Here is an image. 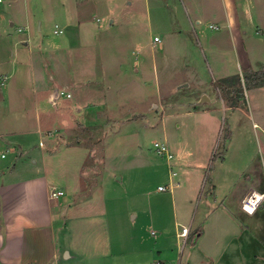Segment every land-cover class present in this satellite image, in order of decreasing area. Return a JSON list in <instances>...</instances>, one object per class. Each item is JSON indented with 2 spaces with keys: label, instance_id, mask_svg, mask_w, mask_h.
<instances>
[{
  "label": "rangeland",
  "instance_id": "rangeland-1",
  "mask_svg": "<svg viewBox=\"0 0 264 264\" xmlns=\"http://www.w3.org/2000/svg\"><path fill=\"white\" fill-rule=\"evenodd\" d=\"M242 3L237 19L229 0H1L0 127L13 131L19 111L35 131L38 117L46 134L30 149L57 153L54 236L72 254L59 264H212L225 252L250 264L235 257L244 223L257 228L251 264H264V202L251 219L237 208L247 188L264 193V88L249 86L264 71V0ZM40 87L71 96L37 112Z\"/></svg>",
  "mask_w": 264,
  "mask_h": 264
},
{
  "label": "crops",
  "instance_id": "crops-1",
  "mask_svg": "<svg viewBox=\"0 0 264 264\" xmlns=\"http://www.w3.org/2000/svg\"><path fill=\"white\" fill-rule=\"evenodd\" d=\"M229 2L233 14L238 19L239 15H241L239 8L243 4L242 0H229ZM237 5L238 8L236 9ZM76 8L73 7V9ZM260 12L263 16L262 9L258 7V17L261 15ZM11 26H14V24L11 23ZM209 44L213 51L217 50L218 53H222L220 48L216 49L220 45L218 40H212ZM23 45L26 50L30 51L29 42L24 41ZM243 49L247 50L245 47ZM18 51L17 45H15L14 52L17 53ZM244 54L246 58H249V51H244ZM73 89L76 90L77 88ZM81 89L85 90L86 87H82ZM53 90L54 87H49L48 89L40 87L39 96L34 99L37 112L51 105L56 106L59 100L62 99L59 98V93L61 94V92L71 96V93L65 87L59 93L57 90ZM45 93L46 96L43 95ZM45 100L47 105L42 104ZM24 113L25 111H23ZM21 115L22 112L17 111L16 114L11 116L15 118L13 131L9 129L6 131L5 128L0 127V131L4 130L3 132L8 133L0 139L5 140L6 149L14 156L7 165L4 163L1 164L0 162V264H59L60 256L64 254V258L68 259L72 257V254L69 252L64 253L65 250L61 252V249L58 248L55 242L54 236L55 228L58 224H61V220L55 219L53 212V201L58 199L52 197V193L56 189L51 186L52 183L48 177L47 160L49 158L53 159L52 157H57V153H45L43 150L37 152L34 149H30V136L37 134L41 137V135L46 134V131L38 117L37 129L35 131H28L26 125H23L20 120H16V116H18L17 118L24 120L23 122L26 124V116ZM47 130V132H51L50 129ZM0 142L2 141L0 140ZM38 144L40 147H45L41 139ZM63 149L69 150L67 147H59V151ZM211 185V192L213 191L212 194H215L216 186ZM57 190L63 191L62 189ZM256 194L263 196V200L257 207L255 206L252 211L248 212L243 206ZM263 202L264 193L249 187L238 197L237 208L239 212H243L251 219L252 216L258 213ZM184 227L186 226L184 225ZM256 230V226L244 223L239 231L237 235L240 240L238 248L241 250V254L235 255L239 259V263L242 261L247 263L248 261L251 264L257 261L258 255H254L253 253L259 247L257 246L256 238H254L256 232L253 231ZM193 232L194 234L197 233V239L199 238L202 241L206 236L207 226L204 227L203 223H201ZM179 235L180 232L178 231L177 239H183ZM207 248L209 249V254H212V247ZM227 256V252L217 256L214 255L215 260L212 264H219L221 261L224 264H238V262L230 260L229 256Z\"/></svg>",
  "mask_w": 264,
  "mask_h": 264
},
{
  "label": "built area",
  "instance_id": "built-area-1",
  "mask_svg": "<svg viewBox=\"0 0 264 264\" xmlns=\"http://www.w3.org/2000/svg\"><path fill=\"white\" fill-rule=\"evenodd\" d=\"M1 2V0H0ZM55 34H62V30H58L56 28V30L54 31ZM160 40L158 38H155V42H159ZM59 98H70V95L69 94H65L64 92H61L60 94V97ZM42 145V144H41ZM155 149H156V152L158 153V155L160 156H165L169 161H172L173 160V155L169 152V149L166 145L164 144H155ZM173 176H177V174L175 172L172 173ZM168 187L166 186H160L158 188V191L159 192H165L167 191ZM64 195V192L63 191H59V190H55L53 193H52V197L57 199L61 196ZM247 205V202L244 204L243 207H245V209L250 212L248 210V208L246 207ZM189 234H190V228H187V227H183L181 232H180V237L184 239V244L186 243L188 237H189Z\"/></svg>",
  "mask_w": 264,
  "mask_h": 264
},
{
  "label": "trees",
  "instance_id": "trees-1",
  "mask_svg": "<svg viewBox=\"0 0 264 264\" xmlns=\"http://www.w3.org/2000/svg\"><path fill=\"white\" fill-rule=\"evenodd\" d=\"M251 76H250V88L255 89V88H264V71H259V72H253L251 71ZM226 82V80H224ZM227 138L230 139V133L227 132L226 135ZM197 236V233L194 234L193 239Z\"/></svg>",
  "mask_w": 264,
  "mask_h": 264
},
{
  "label": "water",
  "instance_id": "water-1",
  "mask_svg": "<svg viewBox=\"0 0 264 264\" xmlns=\"http://www.w3.org/2000/svg\"><path fill=\"white\" fill-rule=\"evenodd\" d=\"M186 86V85H185ZM184 87V86H183ZM205 98V97H204Z\"/></svg>",
  "mask_w": 264,
  "mask_h": 264
}]
</instances>
